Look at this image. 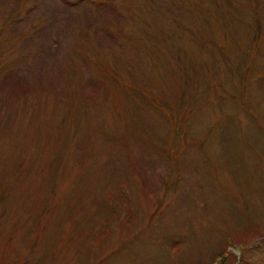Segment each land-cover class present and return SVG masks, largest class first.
<instances>
[{"label": "rangeland", "instance_id": "374dc122", "mask_svg": "<svg viewBox=\"0 0 264 264\" xmlns=\"http://www.w3.org/2000/svg\"><path fill=\"white\" fill-rule=\"evenodd\" d=\"M0 98V264H264V0H0Z\"/></svg>", "mask_w": 264, "mask_h": 264}, {"label": "trees", "instance_id": "16d2710c", "mask_svg": "<svg viewBox=\"0 0 264 264\" xmlns=\"http://www.w3.org/2000/svg\"><path fill=\"white\" fill-rule=\"evenodd\" d=\"M38 29H40V26L38 25V26H36ZM1 99V98H0ZM0 110H2V107L0 106Z\"/></svg>", "mask_w": 264, "mask_h": 264}]
</instances>
